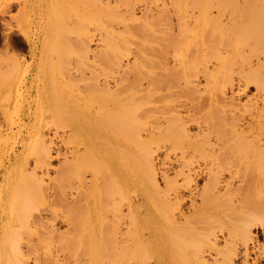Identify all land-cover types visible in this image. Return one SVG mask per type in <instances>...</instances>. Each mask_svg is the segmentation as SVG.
Segmentation results:
<instances>
[{
	"label": "rangeland",
	"instance_id": "374dc122",
	"mask_svg": "<svg viewBox=\"0 0 264 264\" xmlns=\"http://www.w3.org/2000/svg\"><path fill=\"white\" fill-rule=\"evenodd\" d=\"M83 1H86L85 5ZM105 1L0 0V9L3 5L5 6L3 9L9 11L6 13H3L4 10L0 11L2 13V15L0 14V204L2 205L0 207V264H26L27 261L30 264H74L76 258L79 260V264L85 262L90 255L87 254L83 246L78 248V243L73 241L77 237L78 230L82 227V220L90 211H93L98 226L106 228L111 223H117V217L121 218L122 227H125L126 224L129 227L133 226L130 220L133 216L129 212V206L131 203H138L136 181L138 182V179L141 180L143 177L147 180L148 171L144 161L146 155L151 156L155 177L161 187L167 184L164 180L165 171L168 172L171 179L178 181L176 192L182 198V200L179 199V211L184 212L188 218V221L185 222L187 229L181 235L184 236V241L192 242V245L185 246L181 241L178 242V247L182 245L181 250L184 251V256H178L182 259L178 260L176 264H198L193 258L195 252H201L213 262L212 264H216L214 259L217 257L222 259L223 256L213 245L209 244V237L212 233L217 235V241L220 242L222 250H230L232 246L242 248L238 228L254 210L260 209L263 204V201L257 203L252 200L257 201L254 196L256 191H258V196L264 194L263 179H260V183L257 182V175H262L264 169L254 163L245 162V160H241L240 163L219 162L218 164L214 162V148H220L215 145L214 141L211 142L212 145L202 144L198 148H188L187 146V149H180L181 141L186 142V139L171 140L159 134V136L153 134V137L147 134L145 127L148 129L160 124V121L171 113L169 108L172 103L181 104L180 99L177 101L175 97H169L166 85L154 84L148 87L146 85L147 78L142 80V88L133 85L134 87L127 89L126 93L121 91L122 96L130 95L132 97H129L128 101L130 100L129 102L134 107L132 114L134 122L138 117V122L133 124H137L141 134H138L139 132L112 133L110 130L97 131L94 129L93 123L90 122L80 135L72 136L68 140L69 132L66 130V122L61 117L62 114L58 113L53 119L51 113L47 111L51 108L50 103H45V101L39 103L36 99L43 89L42 86L48 85L50 81L55 85V88L63 83L74 93L78 92V88L82 89L86 80L80 79L78 74L76 79L74 78L72 82L69 81L66 72L70 69H84L89 74L92 65V68L96 66L95 68L99 70H105V74L100 76L101 78L104 79L108 74L110 77L106 78L114 77L116 74L110 72V68L113 67L111 57L114 55L111 53V49L115 50L117 55L121 51L122 57L118 56L117 58L121 59L119 63L123 61L122 68L126 72H131L134 69L132 68L134 64L151 71L157 68L159 63L170 62L172 65V48L164 45L171 41L162 43L158 49V40L155 38L160 37L164 31L171 33L173 24L176 26L174 7L180 5L182 9H187L198 4L216 5L217 3L215 0H174L175 4L173 0H138L136 14L140 21L131 23L144 22L151 28L150 36L147 34L140 36L133 35L132 31L128 34L129 30L124 31L126 28H124L123 21L129 18L127 15L129 6H126L128 0H113L112 5L116 7L115 9H109L105 5ZM7 2L11 4L5 5ZM225 2L227 5L230 2V5L227 6L230 8L239 4L264 6V0H226ZM151 7L158 11L157 22L155 18L152 20V16L150 17L146 13V10ZM166 7L171 14L170 21L167 19L168 24H165L164 20L168 14L164 15ZM86 9L87 13L82 11ZM113 35L116 40L112 38ZM126 36L128 37L126 38ZM202 36L207 42L217 43L219 39L218 42L226 43L224 45L228 48L232 47L230 43H235L238 48L240 43L237 42V39L242 38L232 31L221 39L218 33L213 35L211 29L207 28L203 33H197L196 37L194 36L196 41L195 38L190 37L184 42L177 43V46L181 47L179 50L181 55L184 57L186 53H194L203 39ZM143 37H147V41ZM255 37L262 38L261 34ZM111 38L116 42L112 44L115 46L118 44V50L113 45L109 47L108 43L112 41ZM45 42L46 45H43L42 43ZM247 45L254 47L255 51L259 52L262 43L254 38L250 39ZM248 46H245L246 53H250ZM215 49L208 48L207 51L209 50L210 55L205 59H209L211 55L213 58ZM86 50L89 58L84 56ZM233 54L235 55V53ZM43 55L46 60L43 67L46 65V68L43 69L39 65V68L43 69L40 74L43 75L46 71L47 75L45 74L44 80L40 76V79L35 81L33 78L38 73L36 63ZM190 57L192 58V55H189ZM184 58L188 59L186 56ZM200 58L204 59L202 55ZM240 58H236L237 60L233 58L231 63L236 61L239 65L242 60ZM236 62L232 68L237 71L239 66ZM81 63L83 65L88 63L90 66H83ZM52 89V86L47 87V92ZM130 89L132 90L130 91ZM204 95L206 94L204 93ZM248 95L264 98V92L256 90L255 84L250 85ZM47 96L50 101L51 95L47 94ZM226 96L230 98L231 92L228 91ZM249 96L242 95L240 100L237 99V96L235 103L243 104ZM228 98L227 100H229ZM85 100L87 102L82 104L85 114H88L89 110L93 108L97 110L105 108L103 100H90V98ZM82 101L84 100L82 99ZM107 103H110V100ZM30 107H32V113L29 115ZM182 107H184L182 109L184 112L185 106ZM178 109L181 110V105H178ZM194 132L191 129V133ZM136 137L145 143L141 144ZM76 148H78L79 158L74 161L73 165L71 164L72 171L67 172L69 167L71 170V166L68 167L66 164V155H70V160H72L71 151ZM183 168L190 173L189 184L184 182V176L181 173ZM161 170L163 171L161 172ZM10 171L12 175H9ZM114 175L117 177L116 182ZM211 175H219L223 181L219 185L221 193H223L220 202L224 205H214L215 210L209 204V200L205 199L206 187L209 185L206 179H211ZM90 181H93L95 186ZM228 182L231 183L229 188L226 187ZM67 185L71 187L68 188ZM90 188L91 191H89ZM69 192L71 196H69ZM65 194H69L66 197L71 200L68 204L70 207L67 206ZM80 200L81 204H79ZM158 208L157 205L156 212L159 216L162 213ZM240 210L241 212H237ZM224 211H226V215L221 214ZM70 213H73L72 216ZM70 216L73 218L71 219ZM37 218H43L47 226L58 228L57 234H49L44 226L32 228L31 226ZM67 218H70V221L74 220L71 226L65 222ZM153 219L155 225L157 223L155 215H153ZM184 220L185 218L182 222ZM132 221L134 222L133 219ZM76 225L80 229L77 230ZM70 227L73 239L70 237L71 235L61 238L59 232H64ZM252 229L253 236L258 239L257 247L261 246L259 251H257L258 249L252 251L256 257L258 254L263 255L264 225L255 222ZM105 230H108V227ZM107 241L112 242L108 238L105 242ZM251 245L253 250L255 244L251 243ZM112 251L113 249L109 246L104 247V250L101 249L98 264H123L124 260L135 256H138L139 260L142 258L138 251L139 255L133 253L134 256L120 260L119 256L117 259L114 257ZM54 255H58V260H52L56 258V256L53 257ZM250 259L253 261L254 257L251 256ZM257 264H264V258L261 257Z\"/></svg>",
	"mask_w": 264,
	"mask_h": 264
},
{
	"label": "bare ground",
	"instance_id": "6f19581e",
	"mask_svg": "<svg viewBox=\"0 0 264 264\" xmlns=\"http://www.w3.org/2000/svg\"><path fill=\"white\" fill-rule=\"evenodd\" d=\"M225 1L226 0H215V3H217L216 5L205 3L198 5L193 4L194 6L187 9H182L179 4L180 7H174L173 14L176 16V26L173 24L171 33L164 31L160 34V37L157 36L155 38V40H158V49L161 47L162 43L171 41L169 43L170 45L166 43L164 45L172 48V65L170 62L159 63V68L156 66L157 68L151 71L150 69H143L134 64L132 67L134 69H132L131 72H126V70L122 68L123 61L122 63H119L121 60L120 58L122 57V54L120 53L121 51L118 55L115 53L114 48L116 49L118 44H116L117 46L114 45L116 42L113 40L115 38L113 35L114 37L112 36L113 39L111 38L112 41H110L108 45L109 47L111 45L114 46V48L112 46L114 51L111 49V53H114V55H112L113 57H111L113 67L110 66V72L116 74L114 77L112 76L111 79L106 78L110 75L108 74L104 79L103 77L101 78L100 76H104L105 70H99L98 68H95L96 66L92 68V65L89 74L84 69H70L66 72V77L69 81L72 82L73 79H76L79 75L80 79L86 80L82 89L78 88V92L74 93L69 87L63 85V83H60L57 88H55V85L50 81L48 85L44 84L42 86L43 89L39 92L36 100L39 101V103H44V101L45 103H50L51 108L47 111L51 113L50 115L53 116V119L58 113L62 114L61 117H63L64 122H66V130L69 132L68 140L71 139L72 136L80 135L90 122L93 123L94 129L97 131L110 130L112 133L139 132L138 134H141V130L137 128V124H133L138 122V117L134 122V117L132 115L134 107L132 106V103L129 102L130 100L128 101L130 95H127L128 97L122 95L127 89L134 86L138 85L142 88V80L147 78L146 85L148 87L154 84L166 85L169 97H175L176 100L180 99L181 101V104L177 102L179 103L178 105H181V110L178 109L176 102H174V104L172 103L169 108L171 113L164 117L163 120L160 121V124L158 123L156 126H152L148 129L145 127V132L147 134H150L152 137L153 134H159L171 140L181 141V138L186 139V142L183 140L181 141L182 146H179L180 149H187V146L188 148H198L202 144L212 145L211 142L214 141L215 145L220 147L214 148V162L218 164L219 162L240 163L241 160H245V162L254 163L259 168L264 169V137H262L264 136V98L260 99V97H257L256 95L254 97L248 95V90L251 84H255L256 90H259V92H264V6H259L257 4H252L251 6L241 4L233 6L232 4L233 7L230 8L227 7L230 5V2L227 5V2ZM85 2L83 1L84 5L86 4ZM112 2L113 0H106L105 5L109 9H115L116 7L112 5ZM126 2V6H129V13L126 11L129 18H126V20L123 21V24H125L124 28H126L124 31L127 32L129 30L128 34L132 31L133 35L138 34L144 36V34H147L150 36L149 33L151 28L149 27V24L144 22L138 24L131 23L132 21L139 20L136 14L138 0H128ZM9 3L7 2L5 5H9ZM173 3L175 4L174 0ZM115 5L117 6L116 3ZM3 7L5 6L2 5L0 11L4 10ZM166 8L164 15L165 13L168 14H166L167 16L164 20L165 24H168L169 22H167V19L170 21L169 18L171 17V14L168 12V7ZM87 9L82 11H86L87 13ZM6 12L9 11L3 13ZM86 13L84 12V14ZM146 13H148L150 17L152 16V20L159 17L158 11L153 7L146 10ZM0 14L2 15V13ZM5 21L7 20L5 19ZM155 21L157 22V19ZM129 28L132 29L130 30ZM207 28L211 29L213 35L218 33L221 39L225 37L224 35L233 31L238 37H242L240 40L237 39V42L240 43L239 47L236 48L235 43H230V46L232 44V47L228 48V46L224 45L226 43H219V39L217 40V43H214L213 41L207 42V40H204V36H202L203 39H201V43H199V46L196 45V51L192 54L189 51L190 54H185L188 59L184 58L185 56L183 57L179 51L181 50V47L177 46V43L179 41L184 42L185 39L188 40L190 37L195 38L197 33H203ZM258 34H261L263 39L255 37ZM127 37L128 36H126V38ZM143 38L147 41V37ZM254 38L262 43L260 51L258 50L259 52L255 51L254 47L247 45L248 41ZM119 42H121V40ZM42 44L46 45V42ZM221 45H224V47H221ZM245 46H248L250 53H246ZM208 48H216L213 58L212 55L210 56L211 59L210 57L209 59H205L210 55L209 50L207 51ZM252 49H254V51H252ZM116 50H118V48ZM233 53H235V55ZM44 55L36 63L38 65V73L35 78H33L35 81L40 79V76L43 80L46 78V71L45 74H40L43 69L46 68V65L43 67V63L46 61ZM189 55H192V58H189ZM201 55L204 59L200 58ZM84 56L89 58L87 50L84 52ZM114 56L116 57L114 58ZM118 56L120 57L119 59L117 58ZM242 56H244L243 59ZM254 56L255 58H253ZM233 58H240L242 60L239 62V65L236 61H234V63L232 62V64L231 60ZM235 62L237 66H239L237 67V71L236 69H233ZM39 65L43 67V69L41 67L40 69ZM85 65L89 64L85 63L83 66ZM76 72L78 73L75 74ZM49 86H52L53 89L52 91L47 92V87ZM131 90L132 89H130V91ZM121 91L123 93H121ZM228 91L231 92V97L229 96L230 98L226 96ZM204 93L206 95H204ZM47 94L51 95L50 101H48ZM242 95L249 96V98L243 104L239 105V102L236 104L235 97L238 96L237 99L240 100ZM87 98H90V100H103L105 108L102 110L93 108L89 110L88 114H85L83 112L82 104L87 102V100H85ZM227 98L229 100H227ZM82 99L84 101H82ZM108 100H110V103H107ZM183 105L186 109H184V112L182 111L184 108L182 107ZM239 106L243 107L240 108ZM31 108L32 107L29 108V115L32 113ZM101 123L103 124L101 125ZM191 129L195 132L191 133ZM136 139L141 144L142 142L145 143V141H142L140 138L136 137ZM77 151L78 148L71 151L72 160H70V155H66V164L68 167L71 166V170L69 167V171L67 169V172L72 171L74 161L79 158ZM144 161L147 166L145 167L144 165V167L147 168L148 177L147 180L143 177L141 180L138 179V182L136 181L138 185V189L136 188L138 190V203H131L129 206V212L134 220L133 222L132 219H130L133 226L129 227V225L126 224L125 227H122L120 224L121 218L117 217L119 223H111V225L106 226V228L108 227V230H105V227L96 224L93 211H90L87 216L84 217L82 220L83 224L80 222V224H82L81 229L78 228L79 224L75 226L77 230H80H78L77 237L73 242L78 243V248L83 246L87 254L90 255V257L83 262L84 264L86 262L88 264H98L100 250H104V247L107 246L113 249L112 253L114 257L117 259V256H119L120 260L122 258L134 256L133 253L139 255L138 251H140L143 259L141 258L139 260L138 256H135L131 259L124 260L123 264H176L178 260L182 259V257L178 256H184V251L181 250L182 245H192V242L187 240L184 241L185 238L181 235L187 229L185 222L188 221V218L184 212L179 211V199L182 200V198L181 195H177L176 192V186L178 183L177 179H171L167 174L168 172L165 171L164 180L167 184L164 187H161L157 181L158 179L155 177V170L151 156L146 155ZM162 171L163 170H161V172ZM186 171L185 168L181 169V173L184 176V182L189 184L191 176L190 173ZM8 173L9 175H12L11 171ZM132 174L134 175V173ZM9 175L8 177H10ZM115 175L116 182L117 177ZM210 178L211 179H206L209 185L206 187L205 199L209 200V204L215 210L214 205H224L220 202L223 193H221L219 185L220 183H223V181L220 179L219 175H211ZM257 178L258 183H260V179H263L262 183L264 184V172L262 175H257ZM92 184H94V182ZM230 184L231 183L228 182L226 187L229 188ZM89 185L92 187L91 184ZM93 186H95V184ZM69 187L71 186H68V188ZM89 191H91V188ZM70 192L72 193V191ZM68 195L65 194L64 196L66 197ZM69 196H71V194ZM254 196L257 201L252 200L253 202L259 203L263 201V204L260 206V209L254 208L257 210H254L253 213L247 217V220L239 225L238 235L242 243V248L239 249L236 246H232L230 250H222L220 242L217 241V235L212 233L209 237V244L213 245L220 254L222 253L221 256H223L222 259L219 257L214 259L216 264H257V261L261 257L264 258V251L262 252L263 255L258 254L256 257L254 256L255 254H252V251L255 249H258L257 251H259L261 248L260 245L257 247L258 239L253 236V224L255 222H260L261 225H264V194L258 196V191H256ZM66 202L67 206H69L68 204L71 202L69 197H66ZM81 203L80 200L79 204ZM154 203L157 204L154 205ZM157 205L162 213L159 216L156 212ZM1 206L2 205L0 204V207ZM237 212H241V210ZM70 214L72 216L73 213ZM221 214L226 215V211L221 212ZM153 215H155L157 219L155 225L153 224L155 223ZM71 216L70 218L72 219L73 217ZM70 218L65 219L68 226H71L73 224L72 221H74H70ZM184 218L185 220L182 222ZM108 222L110 223V221ZM39 226L46 227L47 232L51 235L57 234L59 230L58 228L47 226L43 218H37L31 227H35L36 229V227ZM71 234V227L70 229L67 228V230H64V232H59V235L62 236L61 238L69 237ZM72 236L73 235L70 237ZM107 238L112 242H105ZM179 241L182 242V245L178 247ZM251 243L255 244L253 250L251 248ZM75 252H77V250ZM56 253L58 254V252ZM251 256L254 257L253 261L250 259ZM53 257L55 259L52 260H58V255H54ZM193 258L198 264L213 263L206 257V255L201 254V252H195ZM75 260L76 263L74 264L80 263L77 258ZM189 261H191V259H189ZM26 264H30V262L27 261Z\"/></svg>",
	"mask_w": 264,
	"mask_h": 264
}]
</instances>
